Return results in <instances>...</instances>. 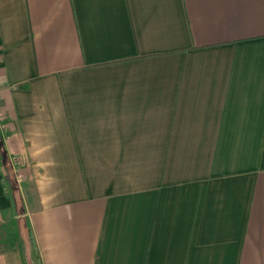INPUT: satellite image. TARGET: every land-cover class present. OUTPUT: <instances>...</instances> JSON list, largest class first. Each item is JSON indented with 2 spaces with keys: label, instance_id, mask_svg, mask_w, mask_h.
<instances>
[{
  "label": "crops",
  "instance_id": "0c3cea01",
  "mask_svg": "<svg viewBox=\"0 0 264 264\" xmlns=\"http://www.w3.org/2000/svg\"><path fill=\"white\" fill-rule=\"evenodd\" d=\"M0 264H264V0H0Z\"/></svg>",
  "mask_w": 264,
  "mask_h": 264
},
{
  "label": "built area",
  "instance_id": "2783aa9c",
  "mask_svg": "<svg viewBox=\"0 0 264 264\" xmlns=\"http://www.w3.org/2000/svg\"><path fill=\"white\" fill-rule=\"evenodd\" d=\"M3 111L2 110H0V120L2 121V120H4L5 119V117L3 116Z\"/></svg>",
  "mask_w": 264,
  "mask_h": 264
}]
</instances>
